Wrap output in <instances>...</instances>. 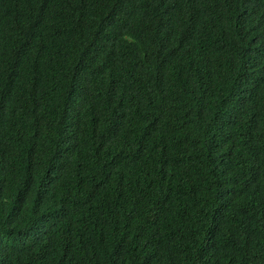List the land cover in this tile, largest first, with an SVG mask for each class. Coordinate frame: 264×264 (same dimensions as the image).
Instances as JSON below:
<instances>
[{"label":"trees","instance_id":"1","mask_svg":"<svg viewBox=\"0 0 264 264\" xmlns=\"http://www.w3.org/2000/svg\"><path fill=\"white\" fill-rule=\"evenodd\" d=\"M0 264H264V0H0Z\"/></svg>","mask_w":264,"mask_h":264}]
</instances>
